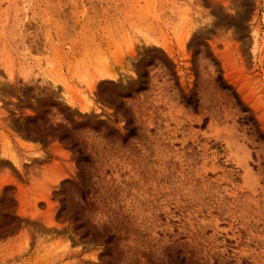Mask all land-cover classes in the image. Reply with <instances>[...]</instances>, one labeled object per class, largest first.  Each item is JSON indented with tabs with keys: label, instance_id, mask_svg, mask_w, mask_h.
Here are the masks:
<instances>
[{
	"label": "rangeland",
	"instance_id": "obj_1",
	"mask_svg": "<svg viewBox=\"0 0 264 264\" xmlns=\"http://www.w3.org/2000/svg\"><path fill=\"white\" fill-rule=\"evenodd\" d=\"M260 133L264 0H0V264H264Z\"/></svg>",
	"mask_w": 264,
	"mask_h": 264
},
{
	"label": "trees",
	"instance_id": "obj_2",
	"mask_svg": "<svg viewBox=\"0 0 264 264\" xmlns=\"http://www.w3.org/2000/svg\"><path fill=\"white\" fill-rule=\"evenodd\" d=\"M216 81L218 82L219 86L223 89H231L230 86L228 84H226V82L224 81L223 77L221 75H217L216 77ZM231 94L233 96V98L235 99L236 104L240 107V109L242 111H246V107L242 104L241 100L239 99L238 95L236 94L235 91L231 90ZM186 104H191L193 106H195L194 102L192 101L191 98H187L185 101ZM248 119V117H247ZM130 134H133L132 130H130ZM259 138H264V134H258ZM79 158H82L83 160L87 161V157L85 156H78Z\"/></svg>",
	"mask_w": 264,
	"mask_h": 264
}]
</instances>
